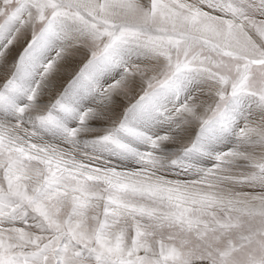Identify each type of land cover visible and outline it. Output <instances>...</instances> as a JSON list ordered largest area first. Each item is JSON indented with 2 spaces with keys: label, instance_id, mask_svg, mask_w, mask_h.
I'll use <instances>...</instances> for the list:
<instances>
[{
  "label": "snow or ice",
  "instance_id": "snow-or-ice-1",
  "mask_svg": "<svg viewBox=\"0 0 264 264\" xmlns=\"http://www.w3.org/2000/svg\"><path fill=\"white\" fill-rule=\"evenodd\" d=\"M0 264H264V0H0Z\"/></svg>",
  "mask_w": 264,
  "mask_h": 264
},
{
  "label": "rangeland",
  "instance_id": "rangeland-1",
  "mask_svg": "<svg viewBox=\"0 0 264 264\" xmlns=\"http://www.w3.org/2000/svg\"><path fill=\"white\" fill-rule=\"evenodd\" d=\"M126 104H127V101H125V105ZM106 125H107V121H104V122L93 124V127L97 128V129H100V128L106 126ZM117 163L120 164L121 166H125V167L133 166L131 161H124V162L117 161Z\"/></svg>",
  "mask_w": 264,
  "mask_h": 264
}]
</instances>
